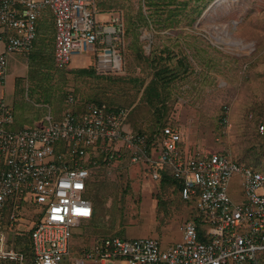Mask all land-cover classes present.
<instances>
[{
    "label": "built area",
    "instance_id": "obj_1",
    "mask_svg": "<svg viewBox=\"0 0 264 264\" xmlns=\"http://www.w3.org/2000/svg\"><path fill=\"white\" fill-rule=\"evenodd\" d=\"M102 1L0 0V41L5 44L0 85L7 80L8 57L29 55L37 22L48 10L55 20L59 68L94 53L99 73H121L125 27L119 16L97 19ZM130 112L89 102L80 111L68 109L57 118L48 112L34 126L15 128L14 109L0 98V261L65 264L74 229L94 214L92 201L84 196L90 169L83 158L96 145L110 164L122 156L114 143L123 139L131 162H143L154 180L161 166L172 167L182 199L194 201L198 215L181 224L182 239L166 248L152 237L109 236L84 254L88 259L99 264H264V173L226 152L181 148L179 128H165L150 153L146 139L135 136L128 123ZM235 175L241 177L244 203L235 204L229 195ZM33 204L39 210L30 228L31 255L26 256L10 245L6 230L19 229L23 207Z\"/></svg>",
    "mask_w": 264,
    "mask_h": 264
},
{
    "label": "rangeland",
    "instance_id": "obj_2",
    "mask_svg": "<svg viewBox=\"0 0 264 264\" xmlns=\"http://www.w3.org/2000/svg\"><path fill=\"white\" fill-rule=\"evenodd\" d=\"M215 1L203 10L195 23L190 25L182 21L177 26L172 25L169 18L173 17L167 12L157 13L153 18L154 25L146 26L138 16L141 9L146 15H151L144 0L102 1L98 5L97 19L110 21L119 16L125 27L121 48L122 72L79 74L80 70L94 69L95 54L88 53L74 58L62 74L55 68L51 69L52 76L38 83V92L33 97L29 96L31 83L27 80L21 85L22 92L16 103H9L16 113V124L34 126L45 120L48 112L52 117H58L68 109H81L84 103L96 101L135 110L131 123L150 134L154 127L159 126L162 112L170 122L180 125L190 149L203 153L226 152L264 173V159L260 163L250 161L255 138L264 131L263 126L258 131L254 123L255 113L264 107V0ZM45 14L46 21L53 16L49 10ZM178 15L181 14L178 12ZM158 19L164 21V28L156 23ZM154 56L165 60L156 66L152 62ZM144 57L149 59L146 63ZM165 66H169L171 71L167 70V77L158 85L160 101L151 99L153 94L149 92L148 96L146 87L154 74ZM40 84L53 90L49 93L50 102L43 101L42 88H38ZM68 95L74 97L75 107L68 105ZM224 113L226 122L220 124ZM114 146L117 151L126 152V156L112 160L107 168L99 163L89 168L90 177L84 196L93 202L97 215L93 221L82 220L74 229L70 255L65 264H78L80 261L99 264L95 258L88 259L84 255L93 250L99 240L97 237H148L141 233L143 223L154 224L149 236L160 239L161 247L166 248L168 243L182 239L181 223L198 215L194 201L184 203L173 186H161L154 180L143 162H131V154L123 139L117 140ZM104 157L100 146L94 145L83 162L88 167L93 160L105 162ZM144 188L154 192V203L158 204L152 221L151 216H142L138 220ZM229 195L235 204L244 203L239 175L231 179ZM22 203L26 204L27 200ZM38 210L34 204L30 208L25 205L19 229L6 230L10 245L15 249L20 233L24 235L22 245L29 248L26 236ZM97 220L99 223H94ZM0 264L7 263L1 261Z\"/></svg>",
    "mask_w": 264,
    "mask_h": 264
},
{
    "label": "trees",
    "instance_id": "obj_3",
    "mask_svg": "<svg viewBox=\"0 0 264 264\" xmlns=\"http://www.w3.org/2000/svg\"><path fill=\"white\" fill-rule=\"evenodd\" d=\"M213 1L214 0H144L146 8L151 10V15H149V14L146 15L143 12V9H141L138 16L142 18V20L144 21L146 26H150V25H154L155 20H153V18L158 15L157 13L167 12L171 15L170 17H173V18H169L173 22V24L171 23L173 26L180 25L182 23V21H186V22H188V24L191 25V24L195 23L201 17V15L203 14V10L205 8H207L208 5H210V3ZM155 7H156V9L160 8V9H158L159 11H161V9H162V11L161 12L157 11L155 9ZM152 9H153V11H152ZM178 12L181 15H178ZM44 15L45 16H43V18H40L37 22L36 37L33 41L32 48H31L29 55H26V57L28 58V61H27L28 62L27 80H28V82L31 83V85H30L31 92L29 93V96H32V97L36 92H38V89L36 88L38 83L47 81V80H49L48 77L52 76L50 73L51 69L55 68L58 72H60L62 74L64 72L62 70L69 67V66H67L65 68L59 69V67L55 63V57H54V54H55V36H56V29H54L55 22H54V25H52V23L54 21L53 16L49 17L48 21L44 20L46 17V14H44ZM156 23L160 24L159 26H162L163 28L165 27V23L162 20L160 21L158 19V21ZM172 25H169V26H172ZM137 49H139V48H137ZM169 50L170 49H168V51ZM93 60H94V69H84V70L78 71V73L82 74V75H89V74L93 75V74H95V71L97 73L98 71L96 68V57H94ZM148 60L149 59L147 57H144L145 63ZM164 60L165 59H163L161 56H157V57L154 56L152 58V62H154V64L156 66L159 64V61H164ZM146 65H148V64H146ZM181 65L184 66L182 63H181ZM168 68H169V66H165L163 69H159L158 73L154 74V77L151 80L150 85L148 87H146L145 93L148 92V96H150V93L153 94V96L151 95L152 96L151 99L155 98V100L157 99L160 101V92L158 91L160 88L158 87V85L164 79L167 70L171 71L170 68L169 69ZM47 73H49V74H47ZM97 74L108 75V74H101L99 72ZM48 82H50V81H48ZM38 88H42V89H40L41 90L40 94L42 95V97L44 96L43 101H49L48 100L49 95H50L49 93H51V91H53V90L48 89V88L45 89V86H41V84H40V86H38ZM70 97H73V96L68 95L67 99L69 100ZM38 100H41V97H39ZM68 100H67V103L69 105ZM89 102L103 104V103H99L96 101H88V102L83 104L81 109H76V110H78V111L82 110L83 107ZM74 103L76 104V101ZM262 104L264 106V103H262ZM107 106H108L109 110H115V109L121 108V107H116V106H111V105H107ZM163 106H165V105H163ZM74 107H75V105H74ZM134 111L135 110H132L130 112L128 123H129L131 129L133 130L135 136L144 137L146 139V143H147L146 148L148 149V151L150 153H151L152 149H154V147H156L153 145V142H155L156 137L158 139L163 137L162 133H163V130L165 128H168V127L172 128V129L180 128V125L173 123V122H170L164 116V114L162 112H160V118L158 121L159 126L154 127L153 130L150 132V134H148L146 131L144 132V130H142V129H139V128L137 129L131 123L130 119H131V116H132ZM225 120H226V113H224V115H222V117L220 119V124H224L226 122ZM254 123H256V126H257L256 128L258 131H259L260 126H263V129H264V107L259 108V111L257 113H255ZM254 142H255V145H253V149L251 151L252 155L250 157L251 158L250 161H254V163H257V162L260 163L264 159V131L259 137L255 138ZM187 146H188V144L184 140V142L181 143V148H186ZM120 152H121L122 156L121 157L115 156V158L113 160H120L121 158L126 156V152H122V151H120ZM238 161H240V160H238ZM96 162L97 163H94V160L91 161L90 164L88 165V167L94 168L95 166H97L98 163H99V165H103V167H106V168L109 165L106 162H103L102 159L98 160V161L96 160ZM246 165H248L252 168L255 167V166H252L251 164H246ZM254 169H256V168H254ZM256 170H258V169H256ZM159 172H160V178L157 181L161 183V186H166V185L173 186L178 191V194H179L180 198L182 199L181 184L171 174L172 167H170L169 165L161 166L159 169ZM183 202L187 203V204L192 203V202L185 201V200H183ZM96 215H97V210L94 207V214H93L92 218L89 219V221H93L94 218H96ZM98 221L99 220L95 221L94 223H99ZM30 236H31V232L29 231V232H27V236H26L29 242H30ZM18 237H19V239L17 241L18 245L16 246V249L20 252H24V254L26 256H30L31 255L30 246L28 248V246L24 247L22 245V243H23L22 238H24V235L20 233L18 235ZM105 237H107V236L97 237V239L105 238ZM7 264H9V263H7Z\"/></svg>",
    "mask_w": 264,
    "mask_h": 264
},
{
    "label": "crops",
    "instance_id": "obj_4",
    "mask_svg": "<svg viewBox=\"0 0 264 264\" xmlns=\"http://www.w3.org/2000/svg\"><path fill=\"white\" fill-rule=\"evenodd\" d=\"M218 1L216 0L214 3L218 2ZM4 47H5V44L2 41H0V51H2L4 49ZM27 59L28 58L26 57V55L21 54V53H17L15 55L11 54L8 57L7 80H6V83L4 85H0V98H4L8 103H10V102L13 104L16 103L15 101H17V98L20 97L19 96L20 92H22L20 89L21 85L24 83L26 84V82H27V77H28ZM14 113H15V111H14ZM60 116H62V115H60ZM15 118H16V116H15ZM22 127H26V126H20L18 124L15 125V128H22ZM141 192H142V194L140 196L141 197V205H140L138 220H139V218L141 219L142 216H151L150 219L152 221L153 217H154L153 213H154L156 207L158 206L157 203H154V201H155L154 196H153L154 192L149 188H144V190H142ZM92 204H93V202H92ZM93 207H94V204H93ZM155 223H156V220H155ZM175 223L178 224L177 222H175ZM149 224H150V226H149ZM149 224L143 223V226H142L143 232H141V233H143V236L150 237L149 235H151V234H149V233L153 232L152 227L154 228V224H152V223H149ZM163 230H164V228H162L161 232H163ZM107 237H109V236H107ZM171 244H173V243H168L165 246L168 247Z\"/></svg>",
    "mask_w": 264,
    "mask_h": 264
},
{
    "label": "bare ground",
    "instance_id": "obj_5",
    "mask_svg": "<svg viewBox=\"0 0 264 264\" xmlns=\"http://www.w3.org/2000/svg\"><path fill=\"white\" fill-rule=\"evenodd\" d=\"M229 36V35H228Z\"/></svg>",
    "mask_w": 264,
    "mask_h": 264
}]
</instances>
